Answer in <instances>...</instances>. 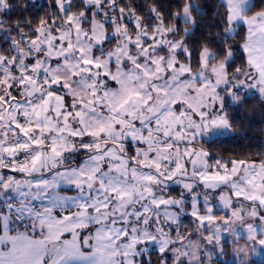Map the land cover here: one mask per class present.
Instances as JSON below:
<instances>
[{
  "label": "snow or ice",
  "instance_id": "snow-or-ice-1",
  "mask_svg": "<svg viewBox=\"0 0 264 264\" xmlns=\"http://www.w3.org/2000/svg\"><path fill=\"white\" fill-rule=\"evenodd\" d=\"M255 7L220 0L197 52L195 0H0V264H214L225 233L260 255L264 140L210 151L264 98Z\"/></svg>",
  "mask_w": 264,
  "mask_h": 264
},
{
  "label": "trees",
  "instance_id": "trees-1",
  "mask_svg": "<svg viewBox=\"0 0 264 264\" xmlns=\"http://www.w3.org/2000/svg\"><path fill=\"white\" fill-rule=\"evenodd\" d=\"M256 7L254 10H260L264 0H254ZM23 3H27V0H21ZM42 2V0H38ZM184 0H156L161 11H166L167 15H171L172 12L176 11L177 3H183ZM195 3L201 8L204 15L193 13L197 18V27L194 35L186 39V43L189 47L195 48L197 52L200 50L205 39L214 33L216 29L209 28L208 25L213 24L215 21L212 19H219V16L215 14L217 11L222 12V8H218L220 0H195ZM49 9L47 7L41 8L39 13L32 8H28V14L36 17L46 15ZM17 13L14 12L15 16ZM244 32L241 30V37ZM182 35V33H181ZM239 37L236 41H239ZM242 64V60L237 58V66ZM227 99V98H226ZM229 118L232 120L234 127L233 132L235 136L219 137L216 142L212 145L210 151L216 155L224 156L225 158L233 157V154H238V158L246 159H258V142L264 140V98H261L259 94L255 93L250 95V98L244 103L242 109L236 107H230L228 109ZM251 138V139H250ZM208 147V144H205ZM236 158V157H234ZM229 246V244H227ZM226 255L229 256L228 248L225 250ZM221 264V263H217ZM256 264H264V259Z\"/></svg>",
  "mask_w": 264,
  "mask_h": 264
},
{
  "label": "rangeland",
  "instance_id": "rangeland-1",
  "mask_svg": "<svg viewBox=\"0 0 264 264\" xmlns=\"http://www.w3.org/2000/svg\"><path fill=\"white\" fill-rule=\"evenodd\" d=\"M263 4H264V2L262 3V5ZM255 93L256 92L253 91L250 95L255 94ZM175 194L176 193H173V195H175ZM192 221H193V218L192 217H184L185 229L188 232H191L194 229V227H195V225L193 224ZM182 231H183V229H182ZM195 238L196 237H193V239H195ZM221 243H222V245L224 247V252H225V250L227 248H228V251H230V257L229 258L228 257L225 258L224 256L216 257L214 255V264H217V263H221V264H231V262L236 259V257L233 254L234 248H233V238H232V236L230 234L225 233L224 236H223V238H222ZM243 243H244L243 240L239 241V244L242 245ZM227 244H230V246L228 247ZM153 259L155 261V256L153 257ZM263 259H264V250H261L260 255H252L251 256L250 264H256V263L260 262Z\"/></svg>",
  "mask_w": 264,
  "mask_h": 264
},
{
  "label": "crops",
  "instance_id": "crops-1",
  "mask_svg": "<svg viewBox=\"0 0 264 264\" xmlns=\"http://www.w3.org/2000/svg\"><path fill=\"white\" fill-rule=\"evenodd\" d=\"M254 2H255V1H254ZM262 8H264V4L262 5ZM257 11H259V10H257ZM255 12H256V10L253 9V14H254ZM257 94H258V93H257ZM229 246H230V244H229ZM229 246H228V247H229ZM229 249H230V248H229ZM229 257H230V251H229V256H228V258H229ZM228 258H227V259H228Z\"/></svg>",
  "mask_w": 264,
  "mask_h": 264
}]
</instances>
